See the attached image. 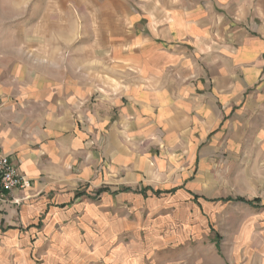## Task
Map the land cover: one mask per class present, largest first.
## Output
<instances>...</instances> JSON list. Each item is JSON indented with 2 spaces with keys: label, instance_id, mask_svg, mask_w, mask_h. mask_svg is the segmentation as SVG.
Instances as JSON below:
<instances>
[{
  "label": "crops",
  "instance_id": "crops-1",
  "mask_svg": "<svg viewBox=\"0 0 264 264\" xmlns=\"http://www.w3.org/2000/svg\"><path fill=\"white\" fill-rule=\"evenodd\" d=\"M30 9L11 26H28L32 54L11 67L0 60V150L31 181L0 208V264H31L32 239L48 258L64 211L111 192L91 197L85 185L94 173L102 181L100 150L126 164L122 137L179 143L193 156L209 139L264 155V0H33Z\"/></svg>",
  "mask_w": 264,
  "mask_h": 264
},
{
  "label": "rangeland",
  "instance_id": "rangeland-1",
  "mask_svg": "<svg viewBox=\"0 0 264 264\" xmlns=\"http://www.w3.org/2000/svg\"><path fill=\"white\" fill-rule=\"evenodd\" d=\"M32 1L0 0V60L10 67L34 50L28 26H11ZM122 140L126 164L100 150L102 181L94 173L85 185L91 197L107 186L111 192L63 210L48 258L35 239L24 251L31 264H264V155L239 154L222 140L203 141L196 156L160 138Z\"/></svg>",
  "mask_w": 264,
  "mask_h": 264
},
{
  "label": "built area",
  "instance_id": "built-area-1",
  "mask_svg": "<svg viewBox=\"0 0 264 264\" xmlns=\"http://www.w3.org/2000/svg\"><path fill=\"white\" fill-rule=\"evenodd\" d=\"M30 179L20 171L18 165L0 150V208L8 202L16 188H27Z\"/></svg>",
  "mask_w": 264,
  "mask_h": 264
}]
</instances>
